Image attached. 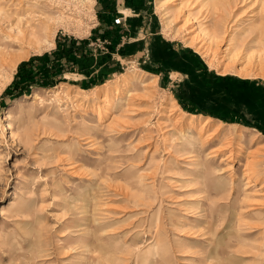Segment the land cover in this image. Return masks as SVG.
Masks as SVG:
<instances>
[{
    "label": "rangeland",
    "instance_id": "obj_1",
    "mask_svg": "<svg viewBox=\"0 0 264 264\" xmlns=\"http://www.w3.org/2000/svg\"><path fill=\"white\" fill-rule=\"evenodd\" d=\"M113 1L0 0L68 16L0 66V264H264V0L216 41L204 0ZM59 39L54 86L6 94Z\"/></svg>",
    "mask_w": 264,
    "mask_h": 264
},
{
    "label": "bare ground",
    "instance_id": "obj_2",
    "mask_svg": "<svg viewBox=\"0 0 264 264\" xmlns=\"http://www.w3.org/2000/svg\"><path fill=\"white\" fill-rule=\"evenodd\" d=\"M237 2L238 0H235L233 3L230 0H204L203 4L207 6L208 9L210 8L216 14H222L221 21H217L214 24L215 30L212 39H223L222 34L226 31L225 27L227 26V22L225 21L228 17H231L230 15L233 13L232 10L235 6L237 7ZM29 5V3H24L23 7L20 5H0V66L4 65V63L13 56L15 58L18 56L24 58L23 56L25 53H16L14 52V48H18L20 51H24L26 48L40 50L50 45L49 39L53 32L51 27L58 24V22L61 23V21L68 17L62 9L63 7L61 8L62 10H60L61 14L55 16L49 7L47 11L51 13L50 15H48L47 11L44 9L37 12L36 3L32 4V7ZM257 18H259V16L253 19L254 22L249 28L251 32L249 39L254 35L253 44L256 43L259 59L264 61V17L260 21H258ZM234 40L235 39H233V41ZM173 103L175 106L177 103L176 100H173ZM221 124L224 125L222 122Z\"/></svg>",
    "mask_w": 264,
    "mask_h": 264
},
{
    "label": "trees",
    "instance_id": "obj_3",
    "mask_svg": "<svg viewBox=\"0 0 264 264\" xmlns=\"http://www.w3.org/2000/svg\"><path fill=\"white\" fill-rule=\"evenodd\" d=\"M115 2H116L115 0L112 2L111 7H113ZM57 44H58V48L53 54L42 55V57L32 58L30 62L21 63L18 67L17 74L14 77L15 80L13 86H11V88H9L6 91V94H10L14 96V93L16 91L15 94L17 96L23 95L25 92L29 90L28 80L38 79L37 84L40 85L41 87L43 86L53 87L54 85H52V83H47L50 84L47 85L45 81L41 83L42 80L40 79L45 78V80L48 82L54 79L53 75L55 76L58 73L67 72V70H65L67 69L65 68L67 62L71 61L73 63L75 59L79 56L78 52L74 51L75 50L74 47L77 44L76 41L59 39L57 40ZM83 45H85V48L87 49L88 43L83 42ZM86 49H84V51H86ZM84 51L81 52L80 54L82 57L84 56ZM217 78L222 81L229 80V76H223ZM241 82H245V81H241ZM232 121L233 120H231L230 122Z\"/></svg>",
    "mask_w": 264,
    "mask_h": 264
},
{
    "label": "built area",
    "instance_id": "obj_4",
    "mask_svg": "<svg viewBox=\"0 0 264 264\" xmlns=\"http://www.w3.org/2000/svg\"><path fill=\"white\" fill-rule=\"evenodd\" d=\"M125 19L124 18H117L115 20V25H123L124 24Z\"/></svg>",
    "mask_w": 264,
    "mask_h": 264
},
{
    "label": "crops",
    "instance_id": "obj_5",
    "mask_svg": "<svg viewBox=\"0 0 264 264\" xmlns=\"http://www.w3.org/2000/svg\"><path fill=\"white\" fill-rule=\"evenodd\" d=\"M128 10H129V9H126V10H122L121 12H122V13H123V12L125 13V12H126V11H128Z\"/></svg>",
    "mask_w": 264,
    "mask_h": 264
}]
</instances>
